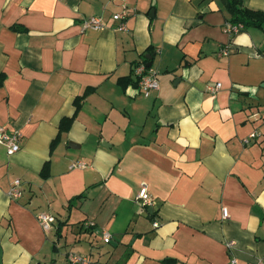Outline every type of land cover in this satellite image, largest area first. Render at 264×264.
<instances>
[{
	"label": "crops",
	"instance_id": "crops-1",
	"mask_svg": "<svg viewBox=\"0 0 264 264\" xmlns=\"http://www.w3.org/2000/svg\"><path fill=\"white\" fill-rule=\"evenodd\" d=\"M229 1L0 0V126L22 134L13 156L0 145V264H264V30L230 38Z\"/></svg>",
	"mask_w": 264,
	"mask_h": 264
},
{
	"label": "built area",
	"instance_id": "built-area-1",
	"mask_svg": "<svg viewBox=\"0 0 264 264\" xmlns=\"http://www.w3.org/2000/svg\"><path fill=\"white\" fill-rule=\"evenodd\" d=\"M131 12L126 8L113 16L115 21L119 22L117 27L118 31H126L127 30V22L130 17ZM84 29H95L102 30L105 28L104 21L99 17H89L85 18L83 23ZM245 30V27L242 23L234 24L228 21L225 25V32L230 36V38H234L241 32ZM231 53V44H228L225 48L220 50V56H228ZM137 76L139 77V88L144 93L146 97L150 96L152 92L158 91L160 89V83L158 79V73L153 70L151 67L145 62L140 63V65L136 69ZM221 88V84H217L215 87H211V93H216L217 90ZM257 134L252 133L249 138H246L244 141L246 143L250 142V139H255ZM22 134L21 132H13L11 133L6 127L0 126V145H5L7 148L8 156H13L14 154L20 151V140ZM86 164L84 162L74 163L71 168H85ZM23 196V185L20 179H16L13 181L10 190L8 192V197L12 201H17ZM137 204L142 206L143 208H154L156 206L155 200L148 191L146 186H143L139 194L136 198ZM223 218H229V210L228 208H223L222 210ZM38 221L42 227V229L46 232L52 230L54 224H56V217L52 214L41 213L38 215ZM88 228L95 227L94 222H87L85 224ZM159 222H154V227H159ZM101 234L103 235L104 242L106 244L110 243L112 240V235L106 230H102ZM229 247H232V244H228ZM68 264H94L88 257L79 253H69L68 255ZM229 264H238L236 259H232ZM254 264H263L261 261H257Z\"/></svg>",
	"mask_w": 264,
	"mask_h": 264
},
{
	"label": "trees",
	"instance_id": "trees-1",
	"mask_svg": "<svg viewBox=\"0 0 264 264\" xmlns=\"http://www.w3.org/2000/svg\"><path fill=\"white\" fill-rule=\"evenodd\" d=\"M229 8L233 14V19L230 21L234 24L242 23L247 29L248 27L255 26L264 30V12L254 11L248 9L244 5L243 0H231L229 1ZM144 62L148 64L149 60L144 59ZM4 76L0 77V84L3 83ZM139 83V80L137 84Z\"/></svg>",
	"mask_w": 264,
	"mask_h": 264
},
{
	"label": "water",
	"instance_id": "water-1",
	"mask_svg": "<svg viewBox=\"0 0 264 264\" xmlns=\"http://www.w3.org/2000/svg\"><path fill=\"white\" fill-rule=\"evenodd\" d=\"M147 59L151 60V59H152V56H151V55H148V56H147ZM151 66H152V64L149 63V64H148V67H151Z\"/></svg>",
	"mask_w": 264,
	"mask_h": 264
}]
</instances>
